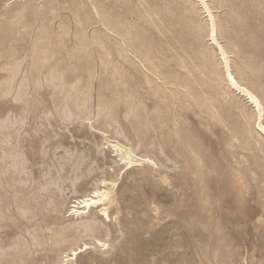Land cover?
I'll return each instance as SVG.
<instances>
[{"label":"rangeland","instance_id":"obj_1","mask_svg":"<svg viewBox=\"0 0 264 264\" xmlns=\"http://www.w3.org/2000/svg\"><path fill=\"white\" fill-rule=\"evenodd\" d=\"M258 123L264 0H0V264H264Z\"/></svg>","mask_w":264,"mask_h":264},{"label":"bare ground","instance_id":"obj_2","mask_svg":"<svg viewBox=\"0 0 264 264\" xmlns=\"http://www.w3.org/2000/svg\"><path fill=\"white\" fill-rule=\"evenodd\" d=\"M202 2V0H200ZM209 14V13H208ZM210 16V19H211V32L214 33V26H213V21H212V18H211V15L209 14ZM215 42L216 45H218V43L213 40ZM218 50L220 51L221 55L223 56V51H222V48L218 45ZM224 57V56H223ZM226 78L230 84V86L236 91L238 92L239 94H241L243 97H245V99L249 102L250 105H252L253 108H257V111H258V108L260 107V103L258 101V99L253 95L251 94L245 87H242L241 85H239L235 80L234 78L232 77V75L230 73H228L226 75ZM258 128L260 129V131H264V128L262 126H260V123H258ZM116 144V145H115ZM112 149H114L115 151H117L118 149H122L118 143H114V145L111 146ZM124 149V148H123ZM119 152V151H118ZM125 157H121V161L123 162L124 165H127V166H132L133 163L135 162H145V160L143 159H140L134 155H132L129 150H125ZM148 162V161H147ZM127 168V167H126ZM128 169V168H127ZM107 197V194L105 191L103 192H94L92 196H90V198H86V199H83L79 202H77V206L80 207L81 209L83 210H87V213L89 214L92 210L93 207H96L97 205H99L101 202H103ZM77 212V211H76ZM103 215L106 217L107 216V213H106V210L103 211Z\"/></svg>","mask_w":264,"mask_h":264}]
</instances>
